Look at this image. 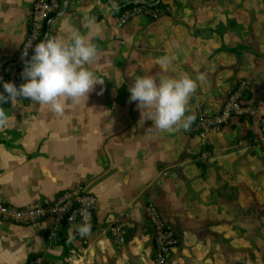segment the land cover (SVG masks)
Segmentation results:
<instances>
[{
    "label": "crops",
    "instance_id": "crops-1",
    "mask_svg": "<svg viewBox=\"0 0 264 264\" xmlns=\"http://www.w3.org/2000/svg\"><path fill=\"white\" fill-rule=\"evenodd\" d=\"M33 1L0 0V92L3 82H26L17 79L15 55ZM231 1L62 0L46 35L88 34L86 18L94 17L98 58L88 67L104 82L78 103L68 100L63 116L30 98L0 105L10 117L0 130V201L42 204L83 184L97 199L94 225L85 242L61 228L52 243L46 234L56 227L53 220L0 222V264H26L35 256L49 264H153L148 203L179 238L167 264H264V7L252 10L243 2L231 9ZM135 4L169 12L118 28L116 9ZM165 55L175 59L162 69L157 61ZM198 73L206 79L197 82L186 116L195 117L197 106L218 112L245 80L258 117L201 137L189 128L161 132L129 102L137 76L195 79ZM115 220L124 226L121 244Z\"/></svg>",
    "mask_w": 264,
    "mask_h": 264
},
{
    "label": "clouds",
    "instance_id": "clouds-1",
    "mask_svg": "<svg viewBox=\"0 0 264 264\" xmlns=\"http://www.w3.org/2000/svg\"><path fill=\"white\" fill-rule=\"evenodd\" d=\"M86 27L88 34L73 29L67 40L58 35L47 36L35 44L30 59L24 58L32 44L26 47L22 54L24 69L21 73L26 82L19 87L13 82H3L0 105L8 101L14 104L18 98H30L63 116L68 100L78 103L87 98L94 86L104 81L88 67L98 58V48L92 37L93 32L99 31L94 17L86 18ZM174 59L165 55L158 58L157 63L162 69H167ZM205 79L203 73H198L195 79L188 74L178 78L137 76L129 87V102H137L142 119L151 120L161 132L187 130L194 120L193 116H186L189 100L197 90V82ZM9 121L5 108L0 107V130L5 129Z\"/></svg>",
    "mask_w": 264,
    "mask_h": 264
},
{
    "label": "built area",
    "instance_id": "built-area-1",
    "mask_svg": "<svg viewBox=\"0 0 264 264\" xmlns=\"http://www.w3.org/2000/svg\"><path fill=\"white\" fill-rule=\"evenodd\" d=\"M62 8V0H34L26 18V34L15 56L17 66L24 65V59H30L36 43L45 37L48 19ZM169 12L167 6L135 4L122 10L117 16V27L123 28L130 21L145 17L157 19ZM28 56L22 59L25 48ZM249 83L239 81L226 97L221 109L213 114L206 113L200 106L196 107L194 121L188 129L190 134L204 137L211 132H219L233 120L247 121L258 117L257 109L248 101ZM259 126L264 133V119L259 118ZM97 199L90 194L83 184H76L60 191L53 200L42 204L16 207L0 201V222L17 226L39 225L46 220H53L56 227L47 232V241H59L58 231L70 229L72 240L85 242L94 225ZM144 215L151 230L154 245L153 264H167L172 252L179 245V238L162 220L156 206L148 203ZM76 228L72 229V226ZM86 229V231H85ZM112 230L119 244L125 240L124 226L120 220L113 222ZM26 264H49L43 256L30 258Z\"/></svg>",
    "mask_w": 264,
    "mask_h": 264
},
{
    "label": "rangeland",
    "instance_id": "rangeland-1",
    "mask_svg": "<svg viewBox=\"0 0 264 264\" xmlns=\"http://www.w3.org/2000/svg\"><path fill=\"white\" fill-rule=\"evenodd\" d=\"M233 3H236L235 5H230L231 9H237V8H242L243 5H238L241 4L243 2H246V7L249 9L251 8L252 10H259V8L262 6L264 7V5H260L261 3L264 4V0H233L231 1ZM239 2V3H238ZM254 12V11H253ZM259 12V11H258ZM16 56V55H15ZM173 255V254H172ZM153 261V258H152ZM201 263H205L204 261ZM186 264H189V262H187Z\"/></svg>",
    "mask_w": 264,
    "mask_h": 264
},
{
    "label": "trees",
    "instance_id": "trees-1",
    "mask_svg": "<svg viewBox=\"0 0 264 264\" xmlns=\"http://www.w3.org/2000/svg\"><path fill=\"white\" fill-rule=\"evenodd\" d=\"M128 7H129V6H125V7H122V8L116 9V12L120 13L122 10H124V9H126V8H128ZM44 34H45V37H44L43 39H45L47 36H49V34L46 35V26H45V32H44ZM43 39H42V40H43ZM23 69H24V65L18 67V76H17V79L20 78Z\"/></svg>",
    "mask_w": 264,
    "mask_h": 264
}]
</instances>
